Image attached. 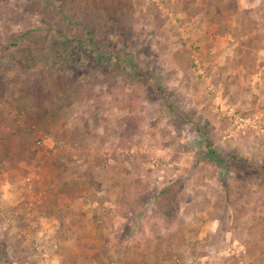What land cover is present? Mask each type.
Wrapping results in <instances>:
<instances>
[{"label":"rangeland","instance_id":"1","mask_svg":"<svg viewBox=\"0 0 264 264\" xmlns=\"http://www.w3.org/2000/svg\"><path fill=\"white\" fill-rule=\"evenodd\" d=\"M263 169L264 0H0V264H264Z\"/></svg>","mask_w":264,"mask_h":264},{"label":"crops","instance_id":"2","mask_svg":"<svg viewBox=\"0 0 264 264\" xmlns=\"http://www.w3.org/2000/svg\"><path fill=\"white\" fill-rule=\"evenodd\" d=\"M53 181H55V180L53 179ZM48 183H49L48 185H50V182H48ZM54 184L60 190V194L57 195L58 202H60V206H59L58 209L68 208V207L73 208V204H75L74 206L77 207L78 203H76V200H74V198H75L76 195H78V193L77 192H73V193L67 195V189H66L67 185L64 186V184H62V183L56 184V182ZM27 185H28V188H27L28 193L31 195L30 199H33L32 198L33 195L38 194V193H36V188L38 190H40L41 188L43 190H47V187L44 186V185H46V183H44V185H43V181H40V180H38V181L37 180H32L31 184H27ZM16 204H17V202H16ZM44 214H45V216H48V217H52V216L55 217L54 213H53V215H48V212H44Z\"/></svg>","mask_w":264,"mask_h":264},{"label":"trees","instance_id":"3","mask_svg":"<svg viewBox=\"0 0 264 264\" xmlns=\"http://www.w3.org/2000/svg\"><path fill=\"white\" fill-rule=\"evenodd\" d=\"M216 154H217L216 151H214V150H210V152H208L207 156H208L209 158H215ZM215 159H216V161H217L218 163H221V160H220L219 158H215ZM247 161H248V160H245L244 162H245V163H248ZM226 168H227V167H226ZM251 170H252V169H251ZM263 170H264V169H263ZM226 186L229 187L228 183L226 184ZM165 191H167V190H165ZM166 199H168V198H166Z\"/></svg>","mask_w":264,"mask_h":264}]
</instances>
